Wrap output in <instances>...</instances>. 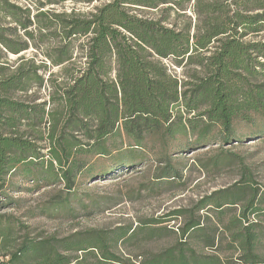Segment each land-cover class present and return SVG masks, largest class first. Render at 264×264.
<instances>
[{
  "label": "trees",
  "instance_id": "16d2710c",
  "mask_svg": "<svg viewBox=\"0 0 264 264\" xmlns=\"http://www.w3.org/2000/svg\"><path fill=\"white\" fill-rule=\"evenodd\" d=\"M65 1L36 0L32 17L29 8L0 0V12L16 23L0 25V45L12 55L33 45L64 76L46 78L45 61L0 62V210L17 203L7 191L13 176L38 189L59 187L41 213H74L70 204L79 200L80 178L90 175L95 158L128 169L151 153L161 182L179 175L176 154L203 148L216 129L222 145L241 142L239 124L260 123L254 135L264 134V39H250L264 33V0H82L99 5L82 13L44 10ZM192 1L188 15L185 3ZM133 7L161 16L144 17ZM170 11L185 24L167 25ZM49 38L53 45H46ZM48 84L45 100L39 92ZM237 159L223 150L203 167ZM242 168L232 186L136 227L25 235L13 246L22 223L0 214V247L14 249L0 264H131L119 252L123 242L161 239L167 230L178 242L139 264H264V187ZM176 220L182 222L175 229L161 226Z\"/></svg>",
  "mask_w": 264,
  "mask_h": 264
},
{
  "label": "rangeland",
  "instance_id": "374dc122",
  "mask_svg": "<svg viewBox=\"0 0 264 264\" xmlns=\"http://www.w3.org/2000/svg\"><path fill=\"white\" fill-rule=\"evenodd\" d=\"M11 1L23 9L29 8L32 17L38 13L34 5L36 0ZM192 4L193 1L185 3V6L188 7V15H192L190 11ZM96 5L99 4L89 5L82 0H67L57 5H49L44 10L70 12L75 9L82 13L91 11ZM167 6L162 5L161 9H165ZM131 9L133 13L144 17L161 16V12H157V10L142 7L138 8L140 10L135 7ZM170 14L171 17L166 22L167 25L170 26L175 22L180 26L185 24L187 20L185 17L177 18L174 11H170ZM31 19L35 21L34 18ZM0 25L5 29L16 28L13 19L3 12H0ZM31 29L34 30L35 26ZM6 31L5 37H10L11 33ZM17 35L21 41L26 40L21 29L17 30ZM250 39H264V33L251 36ZM82 42L83 39H80L78 44ZM46 45H53L52 38L47 40ZM20 57L35 59L38 64L45 61L49 70L44 73L46 78L49 77V72L55 73L59 82L64 78L61 69L50 66V62L45 58L43 52L33 45H30L29 50L19 55L8 53L0 45V62L4 63L9 60L15 63ZM165 63L169 64L171 60L165 61ZM172 69L173 73L184 75L185 69L179 68L180 70L176 69V72H174V67ZM49 87L48 84L39 92L45 100L49 98ZM236 128V135L240 138V143L233 142L229 145H222L221 140L217 137L219 129H216L203 148L176 154L173 165L177 168L179 175L175 179H165L161 182L155 179L159 163L151 153H148L142 161L135 162L136 166L128 169L122 166L120 168L110 158L93 159L90 175L86 173L80 178L79 200H73L70 204L76 210L74 213L69 210L70 208L53 209L41 213L43 205L55 195L59 187L38 189L36 184L31 181H26L19 176L11 177L7 191L11 197L17 200V203L1 209L0 214H12L22 223V226L15 232L17 242L13 243V246L17 245L25 235L35 238L63 237L87 229L109 230L127 225L136 227L141 221L163 217L176 209L191 208L200 198L232 186L241 180L242 167L244 166L252 174L253 182L258 187H264V134L254 135L256 131H260V123L255 125L239 124ZM180 141L184 142L187 139ZM223 150L237 155L236 162L218 168L212 164L207 168L203 167ZM200 215L204 216L206 212H201ZM180 222L182 220L169 221L161 226L175 229L179 227ZM168 231L161 239L144 241L137 238L125 241L120 245L119 252L131 264H139L178 242L179 237ZM9 250L14 249L11 246L0 247V262L5 259L4 255ZM197 250L203 254L211 253L209 249L202 251L197 248Z\"/></svg>",
  "mask_w": 264,
  "mask_h": 264
}]
</instances>
